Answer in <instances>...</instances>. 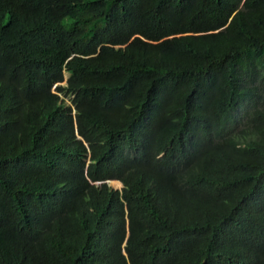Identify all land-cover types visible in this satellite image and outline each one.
Segmentation results:
<instances>
[{
    "label": "trees",
    "instance_id": "1",
    "mask_svg": "<svg viewBox=\"0 0 264 264\" xmlns=\"http://www.w3.org/2000/svg\"><path fill=\"white\" fill-rule=\"evenodd\" d=\"M0 264H264V0H0Z\"/></svg>",
    "mask_w": 264,
    "mask_h": 264
},
{
    "label": "rangeland",
    "instance_id": "2",
    "mask_svg": "<svg viewBox=\"0 0 264 264\" xmlns=\"http://www.w3.org/2000/svg\"><path fill=\"white\" fill-rule=\"evenodd\" d=\"M67 74L65 73V76H66ZM117 181H119V180H116V179H112V180H110L109 181V184L112 186V187H114V188H120L121 187V182L118 184L117 183Z\"/></svg>",
    "mask_w": 264,
    "mask_h": 264
},
{
    "label": "bare ground",
    "instance_id": "3",
    "mask_svg": "<svg viewBox=\"0 0 264 264\" xmlns=\"http://www.w3.org/2000/svg\"><path fill=\"white\" fill-rule=\"evenodd\" d=\"M117 183L119 184L120 182H119V181H117Z\"/></svg>",
    "mask_w": 264,
    "mask_h": 264
},
{
    "label": "water",
    "instance_id": "4",
    "mask_svg": "<svg viewBox=\"0 0 264 264\" xmlns=\"http://www.w3.org/2000/svg\"><path fill=\"white\" fill-rule=\"evenodd\" d=\"M110 181V180H109Z\"/></svg>",
    "mask_w": 264,
    "mask_h": 264
}]
</instances>
